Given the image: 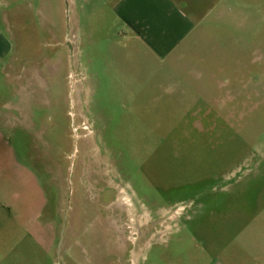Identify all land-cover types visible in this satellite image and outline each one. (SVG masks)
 <instances>
[{"label":"rangeland","instance_id":"rangeland-1","mask_svg":"<svg viewBox=\"0 0 264 264\" xmlns=\"http://www.w3.org/2000/svg\"><path fill=\"white\" fill-rule=\"evenodd\" d=\"M136 2L3 9L21 115L0 149L45 204L0 202V264H264V0H183L175 44L164 14L132 27L156 19ZM12 87L0 73V105Z\"/></svg>","mask_w":264,"mask_h":264},{"label":"crops","instance_id":"crops-1","mask_svg":"<svg viewBox=\"0 0 264 264\" xmlns=\"http://www.w3.org/2000/svg\"><path fill=\"white\" fill-rule=\"evenodd\" d=\"M181 1L183 0H137L136 7L144 11L146 9V15L154 14L156 19L155 22L152 23L150 21L148 23L146 18H144L138 22L135 21L132 27L137 29L139 34L143 32V34L146 35L149 26H151V28L156 27L157 29L161 27L163 24L161 20L164 14L165 19L167 18L168 20L167 22L172 24L171 26L177 30V35L175 33L174 37H172L174 38L172 44L177 42L180 43L182 38L186 37L190 33L189 31L195 26L194 20L190 15L188 13L187 16L183 14L185 12L183 7L194 5V3L191 4L186 1L182 7L180 5ZM8 6V0H0V25L6 28L12 26L6 11H3V9H7ZM131 8H134V6H131ZM15 19L16 17L14 16V20ZM150 23L152 24L150 25ZM183 29H185V31L182 32ZM141 38H143V40L148 39L147 36H142ZM147 41H149V39ZM161 44H163V42L160 39L157 45ZM10 53L3 59L0 68V73L3 78L13 85L11 88V99L0 105V132L1 130L12 131L21 115L20 106L17 101L19 94L17 83L20 75V59L17 55ZM3 148L2 150L0 149V151H2L0 152V202L6 207L15 210L16 207L20 205V202L25 200L26 204L30 207V215L36 217L45 204L38 181L27 167L17 162L13 151L8 147L6 142L3 143ZM33 220L31 219L32 222Z\"/></svg>","mask_w":264,"mask_h":264},{"label":"flooded vegetation","instance_id":"flooded-vegetation-1","mask_svg":"<svg viewBox=\"0 0 264 264\" xmlns=\"http://www.w3.org/2000/svg\"><path fill=\"white\" fill-rule=\"evenodd\" d=\"M108 181H111L113 184H115L114 179L112 177H107L103 179V182L106 184L105 188L102 191V199L101 201L104 204H110L112 202V198L114 199L115 193L113 192L115 187H109Z\"/></svg>","mask_w":264,"mask_h":264},{"label":"water","instance_id":"water-1","mask_svg":"<svg viewBox=\"0 0 264 264\" xmlns=\"http://www.w3.org/2000/svg\"><path fill=\"white\" fill-rule=\"evenodd\" d=\"M60 264V263H59Z\"/></svg>","mask_w":264,"mask_h":264}]
</instances>
